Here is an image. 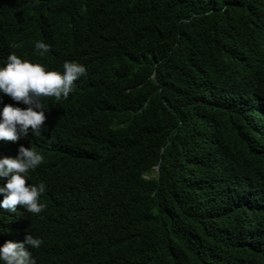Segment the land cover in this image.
<instances>
[{"label":"trees","instance_id":"1","mask_svg":"<svg viewBox=\"0 0 264 264\" xmlns=\"http://www.w3.org/2000/svg\"><path fill=\"white\" fill-rule=\"evenodd\" d=\"M10 53L87 71L41 100L40 134L0 141L41 154L26 185L45 184L39 214L0 209V245L30 232L37 264H264V0H0Z\"/></svg>","mask_w":264,"mask_h":264},{"label":"clouds","instance_id":"2","mask_svg":"<svg viewBox=\"0 0 264 264\" xmlns=\"http://www.w3.org/2000/svg\"><path fill=\"white\" fill-rule=\"evenodd\" d=\"M34 50L40 56L49 51V46L37 41ZM62 71L46 70L45 66L15 53H10L6 61L0 63V94L10 97L26 108L6 104L0 110V141L17 142L32 134L41 133L46 120L45 108L41 100L52 97L59 101L67 99L74 89V82L86 74V67L76 61H64ZM43 162V156L32 147L18 148L16 157L0 158V209L16 212L17 205L28 213L39 214L44 205L39 196L45 192V184H27L28 175ZM43 241L30 232L23 242L6 241L0 245V264H37L30 249H39Z\"/></svg>","mask_w":264,"mask_h":264}]
</instances>
